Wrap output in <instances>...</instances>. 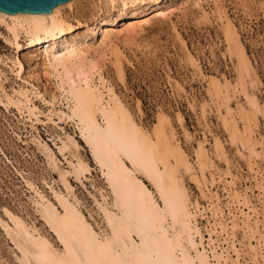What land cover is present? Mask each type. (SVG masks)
I'll use <instances>...</instances> for the list:
<instances>
[{
	"label": "bare ground",
	"instance_id": "bare-ground-1",
	"mask_svg": "<svg viewBox=\"0 0 264 264\" xmlns=\"http://www.w3.org/2000/svg\"><path fill=\"white\" fill-rule=\"evenodd\" d=\"M80 1L69 0L58 4L50 13L17 12L8 16L0 13V25L7 30V36L3 38L9 45L18 50L22 47L20 40L24 37L28 47L42 48L40 54L51 76H54L58 93L45 102L49 106L48 113L33 105L26 88L13 90L15 96L11 92V95L8 94L2 83L4 72L1 64L9 66L12 71L16 68L18 75L23 65L19 58L9 59L11 65L8 60L0 58V102L7 108L15 107L19 114H26L33 122H42L40 114L44 115L46 121L53 123L54 117L65 123L73 122L106 184L105 192L100 190L101 193H98L102 199L99 201V198L93 197L102 218L103 226H99L83 213L69 181V176L81 181L91 171L89 161L80 155L76 140L66 134L65 139L57 144L56 150L65 161L68 160L66 162L70 168L62 170L48 145L33 137L49 167L57 172V180L63 189L56 190L50 185L55 199L52 201L27 181L33 191L35 210L54 239L11 211L5 212L6 220L0 219V226L17 251L18 263L222 264L220 260L226 250L222 244L234 246L233 237L237 227L242 228L250 240L254 236L251 223H247L253 209L251 197L257 192L261 200L264 195V169L258 165L262 154L259 153V142L255 136L259 124L258 114L264 108L260 107L254 94V68L239 27L224 10L215 14L219 10L216 7L213 14L221 22L225 53L234 65L233 79L207 76L199 61L183 44L191 67L203 81H207L205 93L209 98L203 99L198 107L205 130L203 138L196 139V146L192 150L194 159L191 161L177 137L172 118L160 109L155 123L149 128L145 127L140 118L143 114L140 106L136 105V112L131 110L103 73V63L108 60L123 80L127 57L118 43L127 39L132 41L135 30L148 23V15L154 12V16L170 17L177 9V0H98L100 5L105 4L106 11H118V18L123 17L127 9L132 10L129 18L122 23L124 27L117 29L116 34L111 30H115L113 25L117 18L102 17L94 20L91 26L80 23L89 32L90 38L96 40L98 50L91 43L86 44L81 40L84 34L74 32L77 25H73L63 13V8L71 10ZM179 1L181 5L187 2ZM204 1L193 0L192 3L198 6L207 22L211 12L205 9ZM122 32L124 35L119 39ZM93 49L100 52L98 55L102 61L91 56ZM169 80L181 85L171 77ZM58 98L64 102L65 108L56 107ZM233 101L235 107L232 106ZM212 112L227 136L226 141L234 145L237 153L245 159L248 177L243 178L250 185L247 184L243 189L238 186L243 181L242 177L225 170L226 167L222 171L215 164L217 161L213 157L225 160L227 168L229 165L224 148L225 139L223 142L210 128L208 115ZM175 120L181 126L186 140H192L193 136L184 127L180 112L176 114ZM209 134L212 138L211 150L206 148ZM186 177L196 186L198 196L195 198L190 194ZM221 185L225 193L223 196L218 191ZM200 219L205 222L202 227L198 224ZM249 239L246 247L249 246L254 255L256 248ZM226 252L228 254V249ZM209 258L214 262H210ZM223 260L227 264L226 259Z\"/></svg>",
	"mask_w": 264,
	"mask_h": 264
},
{
	"label": "rangeland",
	"instance_id": "rangeland-1",
	"mask_svg": "<svg viewBox=\"0 0 264 264\" xmlns=\"http://www.w3.org/2000/svg\"><path fill=\"white\" fill-rule=\"evenodd\" d=\"M190 1L187 0L181 5V2L177 0L175 5L177 9L173 11L171 16L169 15L170 17L154 16L155 12L152 15L150 14V16L148 15L150 17L149 22L143 24L142 30L141 28L135 30V37L131 38L133 42L127 39L123 40V42L121 40L120 44L118 43L127 57V60L124 59L125 62L123 61V80L115 71L112 62L108 60L103 63L105 65L103 66V73L110 81L115 92L131 110L136 112V105L140 106L143 113L140 118L145 127L149 128L155 123L160 109L165 111L172 118L177 137L192 161L194 159L192 150L196 146V141L203 138L202 134L205 130L204 126H202L203 124H201L198 107L203 102V99L205 101L209 100V98L205 93L207 81H203L197 75L193 66L191 67L183 44L199 61L207 76H215L219 79H224L226 76L228 79H233L235 77L234 65L227 58V53H225L221 22L216 19L217 15H215L224 10L240 29L242 41L254 68L253 79L256 80L254 94L259 100L260 107L264 108V0H205V3L203 2L205 9L207 12H211L209 13L211 18L207 22L203 18V14V17L201 16L202 12L199 11L198 6L192 3L193 0ZM214 2L217 3L214 4ZM178 5L180 8H178ZM106 10L105 4L102 3L100 5L98 0H82L75 3L71 10L67 7L63 8V13L73 25H77L74 32L84 34L81 40L86 44L91 43L92 47L98 50L96 40L90 38L89 32H86V28L81 26V24H89L91 26L94 20L102 17H108V19L117 18L115 25H113L115 30H111L115 33L117 29L124 27L122 23L132 13V10L127 9L124 12V16L118 18V11L112 10L108 12ZM214 11L216 12L215 14H213ZM136 32L139 33L137 34ZM0 33L2 34H0V58L8 60V62L9 59L15 60L19 58L23 65V70L18 75L16 68L14 69L15 71H12L9 66L1 64L2 72H4L2 83L5 90L8 94L11 92L12 96H15V93H13L15 90L20 88L28 89L33 105L38 110L48 113L49 106L45 102L51 100L54 94L57 96L58 93L55 90L56 81L53 78L54 76H51L48 67L44 64L43 56L40 54L42 48L38 50L36 46L28 47L26 40L22 37L20 40L22 47L17 50L3 38V36H7V30L2 25H0ZM123 35L124 33L122 32L119 39ZM69 37L70 35L67 38ZM113 40L115 41L116 39L113 38ZM123 43L126 44L123 45ZM94 49L91 51L92 53L90 52L91 56H96L95 58H100L99 60L102 61V57L98 55L100 52ZM93 51L97 53L93 54ZM9 64L11 65L10 62ZM169 77L181 84L182 88L174 80L170 81ZM56 101L57 108H65L62 100L60 101L58 98ZM190 104L194 106V109ZM232 106H236L235 101L232 102ZM262 111L264 114L263 109ZM178 112L183 115L184 127L191 133L194 140H186L183 130L180 128L181 126L175 120ZM262 113L258 114L259 124L255 136L257 142H259V153L260 155L262 154L261 159H258V165L264 169V158L262 157L264 156V115ZM43 116L40 114L41 123L33 122L26 117V114H19L15 107L8 106L7 108L0 102V219H5V212L11 211L27 222L35 224L42 233L47 234L51 238L53 237V234L35 210L32 200L33 191L30 190L27 181L31 184L33 183L43 194L55 201L50 187L53 186L56 190H61V183L57 180V172L49 167L46 157L36 146L33 137L45 142L51 151L54 152L59 168L61 167L60 169L69 170V163L66 162L68 160L66 159L65 161L63 155L56 150L60 140L65 139L67 134L76 140L80 155L83 158L86 157L85 159L89 161L91 166L90 173H87L86 177L82 178L81 181L69 176L74 196L79 200L80 207L88 219L95 225L103 226L101 215L98 207L94 204V200L95 198H99L97 199L99 201L102 199L98 193H101L100 190L105 192L106 184L96 165L92 162L88 147L73 122L67 121L65 123L62 120L58 121L59 119L54 117L53 123L52 121H46ZM208 120L212 132L217 134L223 142L224 139L226 141L227 136H225L223 129L217 123L218 120L213 112L208 115ZM208 140L209 143H206V148L211 150L210 143L212 138L210 134L208 135ZM227 142H224V148L229 169L223 159L213 157L217 161L215 162L214 160L215 164L217 163V167H220L222 171L226 167L225 170H229L237 177H248L245 171L247 170L245 159L240 156L239 152L237 153L238 150L234 145L232 146ZM72 159L75 160L74 158ZM244 178L243 181H240V184L238 183L239 189H243L247 184L250 185V182L248 183ZM186 184L191 196L193 198L197 197L196 186L188 177H186ZM221 188L222 185L218 191L223 196L225 193ZM257 197V192L252 194L253 209L250 211V221L247 222L251 223L249 224L255 232L253 233L254 236L250 240L249 235L242 228L237 227L233 237L234 246L230 247L229 243L222 244L226 250L228 249V254L226 250L223 252V258H221L220 263L224 264L223 259H226L227 264H230V262L231 264H236V262H239V264H264V195L260 198L261 200ZM228 222L230 221L228 220ZM204 223L201 219L198 221L201 227ZM255 237H258L259 240H257L258 238L255 239ZM248 239L252 246L256 248L255 257L251 254L249 246L246 247L248 245L246 243H249L247 242ZM257 241H259V244ZM16 252L12 242L0 226V264H19L16 259ZM209 259L210 262H214L212 258Z\"/></svg>",
	"mask_w": 264,
	"mask_h": 264
},
{
	"label": "water",
	"instance_id": "water-1",
	"mask_svg": "<svg viewBox=\"0 0 264 264\" xmlns=\"http://www.w3.org/2000/svg\"><path fill=\"white\" fill-rule=\"evenodd\" d=\"M69 0H0V13L8 16L17 12L50 13L52 9Z\"/></svg>",
	"mask_w": 264,
	"mask_h": 264
}]
</instances>
